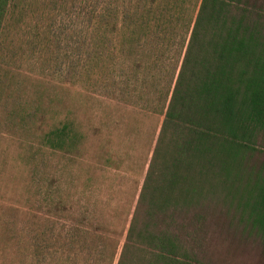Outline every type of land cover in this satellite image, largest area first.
Wrapping results in <instances>:
<instances>
[{"label": "rangeland", "instance_id": "374dc122", "mask_svg": "<svg viewBox=\"0 0 264 264\" xmlns=\"http://www.w3.org/2000/svg\"><path fill=\"white\" fill-rule=\"evenodd\" d=\"M101 2L8 0L5 6L0 264H116L118 259L184 30L181 23L174 30L171 25V36L157 30L143 36L138 30L140 42L133 47H123L115 35L107 64L100 59L108 46L99 60L90 61L102 48L87 17ZM193 2L184 0L186 13ZM64 121L77 126L81 141L71 150L51 149L45 135ZM263 165L260 136L246 170L254 173ZM204 207L203 232L190 221L192 212L183 221L186 243L201 242L200 264H264V246L244 226L234 203L214 200Z\"/></svg>", "mask_w": 264, "mask_h": 264}, {"label": "trees", "instance_id": "16d2710c", "mask_svg": "<svg viewBox=\"0 0 264 264\" xmlns=\"http://www.w3.org/2000/svg\"><path fill=\"white\" fill-rule=\"evenodd\" d=\"M7 2L0 0V21ZM161 2L102 0L87 17L102 48L90 61L100 59L115 35L123 47H133L140 42L138 30L143 36L152 30L171 36L180 23L184 30L116 264H200L201 242L186 243L183 221L192 212L190 221L203 232L201 211L214 200L234 203L244 226L264 246V165L254 173L246 170L258 138L264 137V4L194 0L186 13L184 0ZM109 46L100 59L105 65ZM81 138L77 126L64 121L47 132L44 143L65 151Z\"/></svg>", "mask_w": 264, "mask_h": 264}]
</instances>
